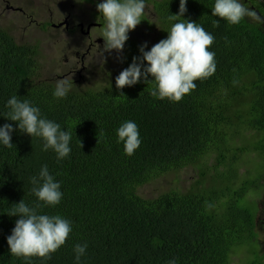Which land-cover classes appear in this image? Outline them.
Instances as JSON below:
<instances>
[{
  "label": "trees",
  "instance_id": "1",
  "mask_svg": "<svg viewBox=\"0 0 264 264\" xmlns=\"http://www.w3.org/2000/svg\"><path fill=\"white\" fill-rule=\"evenodd\" d=\"M84 1L63 0L69 9L65 15ZM240 2L264 19L263 0ZM145 4L139 24L157 31L147 51L179 22L168 19L178 13L179 0ZM213 5L214 0H186L187 11L180 17L215 37L209 50L215 53L216 71L195 81V90L179 102L152 97L151 80L117 89L95 77L87 79L91 84L84 80L74 86L64 98L54 97L56 83L38 77L40 41L16 42L0 15V126L9 123L14 129V147L0 144V264H76L73 247L85 242L80 264H168L173 259L176 264H264V238L256 231L257 224L264 229V145L248 151L251 142L264 140V23L245 17L228 24L212 15ZM42 10L52 16V9ZM213 20L219 26L213 27ZM35 24L49 39L55 34L53 22ZM143 43H125L122 69L140 55ZM13 95L72 132L68 157L58 161L53 150H42L41 138L20 131L18 122L6 118ZM124 120L139 128L141 144L132 156L117 143L116 129ZM255 153L262 157V172L255 173L247 158ZM191 162L198 170L192 180L178 179L176 188L153 197L136 193L138 186L180 173ZM42 165L60 182L63 197L37 212L69 219L72 232L50 259L27 261L10 254L7 237L19 216L7 213L21 199L29 207L42 204L29 179Z\"/></svg>",
  "mask_w": 264,
  "mask_h": 264
},
{
  "label": "clouds",
  "instance_id": "2",
  "mask_svg": "<svg viewBox=\"0 0 264 264\" xmlns=\"http://www.w3.org/2000/svg\"><path fill=\"white\" fill-rule=\"evenodd\" d=\"M101 1L94 4V7L105 21L100 35L104 40L103 51L120 52L123 67L126 64L123 57L125 43L136 42L133 31L144 15L145 0ZM186 11V0H179L178 13L168 17L170 21L179 22L173 23L167 30V37L153 44L149 50H145L147 42L139 46L140 55L134 56L128 67L116 76L117 89L133 86L141 80L145 82L151 80L154 82V86L149 90L152 97L179 102L186 94L195 90L197 87L195 81H202L215 73V53L209 50L215 37L199 23L187 19L181 20L180 17H183ZM211 11L213 16L232 25L239 24L245 17L264 23V19L257 11L245 6L240 0H214ZM18 12L23 15L21 11ZM212 24L213 27L219 26V20H213ZM149 76L151 79H148ZM41 79L47 80L42 77ZM47 81L56 83L53 95L57 98L66 97L75 86L72 77ZM124 97L127 99L125 95ZM7 106L10 111L6 118L18 122L17 128L20 131L31 137L41 138L43 151L53 150L58 161L69 156L72 132L62 129L59 123L42 117L40 109L33 106L27 99L21 100L17 95H13L8 99ZM13 131L12 124L5 123L0 126V144L13 148L14 145L11 142ZM116 136L117 143H123V151L127 156H132L141 144L138 125L131 120H124L118 124ZM29 179L33 186L32 193L42 204L38 203L34 207H29L22 199L15 203V207L7 214L18 215L19 219L15 221V226L7 237V244L12 256L22 257L27 261L33 257L48 260L66 243L72 232V222L59 214L49 215L37 212L41 206H56L63 197L60 190L61 184L49 173L47 165H42L39 173ZM207 207L211 208L212 205L209 204ZM86 248V242L74 245L76 264H80ZM168 264H176V260H170Z\"/></svg>",
  "mask_w": 264,
  "mask_h": 264
},
{
  "label": "rangeland",
  "instance_id": "3",
  "mask_svg": "<svg viewBox=\"0 0 264 264\" xmlns=\"http://www.w3.org/2000/svg\"><path fill=\"white\" fill-rule=\"evenodd\" d=\"M31 3H33V5H31ZM10 5L20 7L24 6L26 8L25 13L21 15L18 11H13ZM44 8H48L49 10L52 9V16H47L42 10ZM93 9L97 10L94 6ZM68 10V7L64 5L63 0H8V3L6 0H3V2L0 3L2 25L8 27L16 42L36 43L38 40L40 41L43 47V56L40 60L42 68L38 77L42 75V78L47 80L57 78L58 74L53 75L51 71L55 69L56 66L60 69H64L66 59L73 63L78 61L81 65V60L79 58H75V52L78 51L79 54L81 53L78 49H82L83 46L79 41L84 39V35L79 34L77 29L73 31L60 29L57 34H52L49 39L47 36L43 35L42 31H40L35 24H43L48 21L56 24L57 22H60L63 15H65ZM72 15L74 19L81 22L79 14L76 11ZM28 20L30 22L27 23ZM50 30L52 33L53 30ZM135 31L138 34L139 44L144 41L147 42L148 45L149 42L157 35L155 28L150 31L146 29L145 25L140 24H138L135 28ZM142 31H145L144 36L142 35ZM103 45L100 47H103ZM104 53L105 56L103 57H95L91 59V57L87 55L83 58V65L88 67L87 77L85 80L92 77L103 78L102 85L109 86L110 82L115 84L116 76L121 70H123L121 66V53H118L116 50L104 51ZM91 83H93L92 80H87V84ZM240 127L245 130L248 129V126L245 125H241ZM249 137L250 135L248 134L245 141L249 142ZM262 139H264V137ZM261 142L264 145V140L251 142L248 147V151H255L256 147L260 145ZM247 158L252 159L251 163L257 170L255 173L262 172L263 161L262 157L258 153L247 156ZM184 169L185 170L180 173L169 172L163 174V176L157 180L138 186L136 193L142 196L153 197L162 191H168L172 188H176V180L180 179L189 181L195 178L198 174V170L196 166H193L192 162L187 164ZM177 190L183 191L180 189ZM260 219L261 213H258L257 220L261 221ZM256 231L259 234V239L264 238V229H262L259 224H257ZM235 258L237 260L238 256L235 255ZM241 259H238V261Z\"/></svg>",
  "mask_w": 264,
  "mask_h": 264
},
{
  "label": "flooded vegetation",
  "instance_id": "4",
  "mask_svg": "<svg viewBox=\"0 0 264 264\" xmlns=\"http://www.w3.org/2000/svg\"><path fill=\"white\" fill-rule=\"evenodd\" d=\"M97 1L99 0H86L82 6L75 10L79 14V19L81 22H78L76 19H74L72 15L73 13H71L64 15L60 22L56 24L57 27L52 26V28H54L55 34H57L60 29H65L66 31H73L77 29L79 34L84 35V39L79 41L83 46L82 49H78L81 53L79 54L78 51L75 52V58H79L81 60V65L78 61L73 63L66 59L64 63V69H60L58 66H56V68L51 71L53 75L58 74V77L55 79L59 80L65 77H72L73 84L75 86H80L82 81L86 79L87 75L85 72L88 70V67L83 65V58L87 55H89L91 59L105 56L103 47H100L104 44L103 37L100 36L104 27L101 21L103 17L97 10L93 9V6ZM69 8H73V6ZM12 10L21 11L23 14L25 13V10L21 9L20 7H12ZM149 13L152 12L149 11ZM133 34L135 36L136 42H138V34L136 33L135 29Z\"/></svg>",
  "mask_w": 264,
  "mask_h": 264
},
{
  "label": "water",
  "instance_id": "5",
  "mask_svg": "<svg viewBox=\"0 0 264 264\" xmlns=\"http://www.w3.org/2000/svg\"><path fill=\"white\" fill-rule=\"evenodd\" d=\"M264 1V0H263Z\"/></svg>",
  "mask_w": 264,
  "mask_h": 264
}]
</instances>
